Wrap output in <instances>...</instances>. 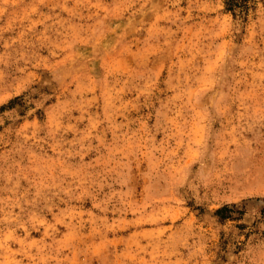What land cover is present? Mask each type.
<instances>
[{"label": "rangeland", "instance_id": "1", "mask_svg": "<svg viewBox=\"0 0 264 264\" xmlns=\"http://www.w3.org/2000/svg\"><path fill=\"white\" fill-rule=\"evenodd\" d=\"M247 4L0 0V264H264Z\"/></svg>", "mask_w": 264, "mask_h": 264}, {"label": "trees", "instance_id": "2", "mask_svg": "<svg viewBox=\"0 0 264 264\" xmlns=\"http://www.w3.org/2000/svg\"><path fill=\"white\" fill-rule=\"evenodd\" d=\"M248 0H226V8L228 10H233V8L238 7L240 10H246L248 8V4H247ZM227 211L226 207H222L220 209L216 210V214L220 215L219 217L222 218L223 216V212Z\"/></svg>", "mask_w": 264, "mask_h": 264}]
</instances>
